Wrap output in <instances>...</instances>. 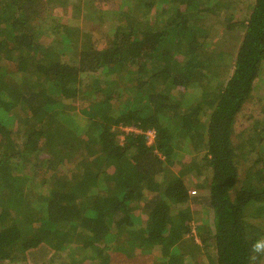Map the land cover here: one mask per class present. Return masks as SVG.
<instances>
[{"label":"trees","instance_id":"1","mask_svg":"<svg viewBox=\"0 0 264 264\" xmlns=\"http://www.w3.org/2000/svg\"><path fill=\"white\" fill-rule=\"evenodd\" d=\"M121 2L103 36L53 20L44 43L48 0H0V264H185L193 230L212 264L262 262L264 103L235 123L264 99V0Z\"/></svg>","mask_w":264,"mask_h":264},{"label":"rangeland","instance_id":"2","mask_svg":"<svg viewBox=\"0 0 264 264\" xmlns=\"http://www.w3.org/2000/svg\"><path fill=\"white\" fill-rule=\"evenodd\" d=\"M121 5V0H48V5H44L45 9L44 11H42V16L38 20V24L41 23L43 27L41 29L39 28L40 31L38 30V40L44 43L49 41L50 35H48L49 31L47 30V28L49 27V25L51 26L53 20L59 21L60 23L65 24V26H70L73 30L81 31V33L88 31L93 35V38H97L98 34L103 36L109 30L108 28L110 27V23L112 26H114L116 24V21H121L118 18L114 19L115 21H111L110 18V14L113 13L114 10L118 9V7H120ZM222 12L224 15H228L233 12L234 15H237L239 17L240 14L243 13V8L241 6H224ZM213 22V26L220 30L222 22H220L218 19L216 21L213 20L212 23ZM262 77L264 79V74ZM88 92L89 90H87V94ZM89 99L91 100V98ZM97 99L101 98L97 96ZM75 102L76 100L74 101L73 107H70L71 104H69L68 101H65V108L69 110L68 112H81V107L84 108V105H79V103H76L75 105ZM116 102L117 100H114L110 103H112L113 106L117 104ZM262 102L264 103V99L260 103L257 102L253 104H248L243 108V110L238 114L237 122L235 123L236 130L250 128L251 125L255 122V120L261 119L262 114L260 104ZM81 124H83V122ZM252 155L253 153H251L250 156ZM240 157L241 156L239 155L238 169L239 174L242 175L245 171L244 168L247 166V162L240 159ZM60 167L63 172L71 168L70 164L62 165ZM187 176L190 177L189 175ZM193 181L194 180H192V182ZM206 192V187L199 189L194 187L192 190H190V193L193 196L199 194L202 197V195H206ZM28 198L31 201L34 200V197ZM190 206L194 209V212L199 210L200 207L199 204H195L193 201L190 203ZM199 217L201 216L199 215ZM188 235L193 236L192 240H194L195 244L192 242V240H190L191 237H187L184 242V245L181 246V250L184 251V263L212 264L210 260V257L213 254L212 247L209 245L204 247L205 245L200 243L198 235L195 234L194 230ZM39 251L40 252H29V255L26 259L27 263L53 264L52 261L54 259L50 257V252L43 249H40ZM63 252L64 253L62 255H65V253L68 252V254H71L76 260H81L82 256L84 255L83 251L80 248H73L72 250H66ZM152 253L153 252L150 251L144 253V255L143 253H141V255L135 259V262L130 261L129 263L124 264H152L151 261L157 257V254L160 255V253L157 251H154L153 254ZM86 254L91 255V251L88 249ZM135 254L137 255V252H135ZM82 261H84L83 264H90L87 259H82ZM258 264H264V260L262 262H259Z\"/></svg>","mask_w":264,"mask_h":264},{"label":"built area","instance_id":"3","mask_svg":"<svg viewBox=\"0 0 264 264\" xmlns=\"http://www.w3.org/2000/svg\"><path fill=\"white\" fill-rule=\"evenodd\" d=\"M115 131L118 134V138L120 140L123 139L124 135L128 134V133H133V134H143L145 136L146 142L148 144H150L153 140L154 137V130L153 129H148L145 131H142L140 128H138L137 126H133V125H117L115 127Z\"/></svg>","mask_w":264,"mask_h":264}]
</instances>
